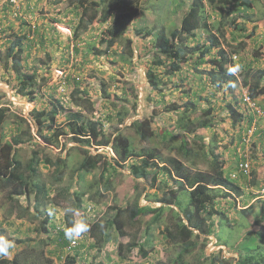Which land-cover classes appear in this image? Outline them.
Returning a JSON list of instances; mask_svg holds the SVG:
<instances>
[{"label": "rangeland", "instance_id": "obj_1", "mask_svg": "<svg viewBox=\"0 0 264 264\" xmlns=\"http://www.w3.org/2000/svg\"><path fill=\"white\" fill-rule=\"evenodd\" d=\"M89 1L85 0L83 4ZM127 1L134 5V0ZM68 2L69 0H0V96L6 97L0 103V108L5 111L7 109L5 113L9 115L8 123L3 128L5 138L1 143L9 141L14 133L17 126L12 122L14 115L29 119L34 109L47 110L57 106L54 127L64 133L58 138V146L37 138L43 145V154L48 153L52 158L68 153L70 155L69 164L59 180L54 179V172L47 167L41 165L38 170L40 180L50 189L49 194L54 196L53 201L40 208L43 210L42 216L48 217L47 227L52 238V242L45 246L44 253L40 251L41 245H36L38 237L35 227L40 218L33 219L34 211L30 203L24 205L22 197L19 198V204L11 202L7 192L0 189V228L5 229L4 237L31 240L30 245L35 247L37 253L30 263L29 254L25 256L27 264H66L68 255L76 258L74 264H90L94 255H104L108 264H175L174 260L182 245L166 240L159 230L178 219L179 207H165L157 222L151 223L154 213L143 216L140 223L135 225L126 221L122 226L123 236L111 231L109 239L103 244H95V247H91L94 240L87 233L70 241L69 245L59 247L57 235L62 233L65 238L64 232L70 224L65 220L67 208L74 209L72 213L78 218L82 216L85 222H104L114 219L117 207L127 202H139L141 205L151 203L154 207H159L163 197L161 192L166 191L165 187L169 190V187L176 189L178 186L163 170L155 188L145 187L143 181L133 180L128 174V166L132 161H139L135 155L117 168L106 167L101 161H110L112 157H116L112 149L97 145L93 140H90L89 145L80 143L79 138L69 133L66 119L70 113L80 112L87 121L94 122L96 128L100 124L104 132L102 138H113L117 133H122L129 139L130 149L134 153L144 154L155 150V158L160 165L171 157L181 160L182 166L204 173H210L209 162L204 155L205 148L197 144L194 146L187 135L188 141H191L188 145L197 154L191 157L193 163L185 160L178 153V135L181 132L177 131L178 135L172 137L166 130L174 131L176 124L180 123L179 119H186L189 115H195L196 121L201 118L210 119L211 127L197 130L199 139L223 156L226 161L224 175L230 179L233 172L237 173L236 164L240 152L246 148L241 137L247 133L246 120L251 116L256 121L247 144L250 153L249 174L240 175L238 179L231 178L240 188L237 192L223 189L218 191L219 195L222 191L228 194H222L220 200H216L215 206L219 213L213 215V220L217 226H213L214 232L208 236L199 237L198 232L193 231L189 244L191 247L195 246L185 254L183 262L211 264L214 258L220 260L225 257L232 264H237L239 254L243 256L242 260L246 254L253 255L251 260L241 264L262 262L264 221L259 226L255 225V219L264 212V203H261L264 198L260 201L262 198L256 194L264 182V95L252 97L248 87L253 85L254 75L260 69L264 70V0H252L249 9L243 8L240 0H201V19H205L207 26L197 28L194 37L186 41L188 49L185 50V57L188 60L182 62L180 69L173 74L167 73L162 66L152 65L151 60L155 56L154 39L162 28L168 35L178 26L192 0H165L156 14L148 10L145 16L138 15L108 50H104L100 39L112 16L107 14L106 22H94L84 32V19L91 15L89 10L86 15H82L77 4L69 6ZM98 4L97 8L100 10L106 8L112 12L113 6L109 2ZM82 17V23L79 24ZM98 18L99 16L96 19ZM232 22L239 28L231 26ZM138 24L144 31H152L153 35L144 37L133 33ZM11 34L26 35V38L23 40L22 57L8 66L5 54L9 41L13 39ZM210 37L216 39L217 45L204 53L203 58L196 59L200 45H207ZM127 39H132L133 54ZM219 57H223L222 70L217 62L214 63ZM236 64L242 66L241 70L230 75L229 67ZM148 68L157 74L159 86L163 88L159 93L146 87L145 71ZM28 77L37 80L30 87L34 91L32 97L15 92L19 83ZM145 90L151 92L148 102L144 101L147 93ZM243 94L254 99L255 105L261 110L260 116L254 115V111L243 102ZM80 97L85 101L80 102ZM184 103L192 109L185 110ZM154 107L159 108L155 114ZM207 108H211V112L204 114L203 111ZM132 111L136 114L127 117L126 114ZM144 116L153 117L150 123L153 135L141 141L130 123ZM240 119L243 121L241 125ZM29 122L30 120L27 121L28 126ZM17 123L20 129L25 128L23 120ZM30 129L32 133L35 132L33 127ZM181 131L185 133L187 129L182 128ZM32 148L31 142L22 146L13 145L9 154L12 156L16 153L17 159L24 163ZM83 148L105 157L101 156L99 164L84 175L81 185L85 194L81 198L80 209H77L74 205L75 197L71 196L76 188L71 182L75 181L76 169L84 156L81 151ZM245 186H249V189ZM176 194L181 207H185L189 197L188 190ZM49 211L53 214L49 215ZM74 221H71V225ZM147 224L151 225L146 245L148 257H139L136 249L127 253L126 245L133 240L138 241ZM259 230L262 237L255 234ZM248 231H252L253 241L243 238ZM18 244L15 243L13 252L22 250L27 243ZM45 256L49 257L48 260H44Z\"/></svg>", "mask_w": 264, "mask_h": 264}, {"label": "trees", "instance_id": "obj_2", "mask_svg": "<svg viewBox=\"0 0 264 264\" xmlns=\"http://www.w3.org/2000/svg\"><path fill=\"white\" fill-rule=\"evenodd\" d=\"M240 1L243 5V8L245 9H249V6L252 4V0ZM84 2L85 0H69L67 3L69 6L77 4L81 8L82 15H86L89 10L91 15L87 17V19H84L86 24L82 28L84 32L89 30L94 22H106L107 14L112 16L109 26L104 32V36L100 39V42L104 44V50H108L112 45H114L119 36L125 33L128 24L132 20H134L140 14L141 17L145 16V12L148 10H151L153 14H156L160 10V4L164 3L165 0H134V5H132V2L127 0H90L85 5L83 4ZM106 2H109L110 5L113 6L111 9L112 12L106 8H102L101 10L97 8V5H99L98 3L105 4ZM147 3H150V5ZM202 11L203 4L201 0H192L188 9L182 14L177 27H174L168 35L164 33L163 28L157 33V36H155L156 38L154 39L153 54L155 56L151 60L152 65L162 66L169 74H173L180 69V64L188 60L185 57V50L186 48L188 49L186 46V41L194 37L197 28L207 26L205 19H201ZM97 16H99L98 19H96ZM82 19L83 17L79 19V24L82 23ZM230 24L231 26H236V28H239L234 22ZM133 30V33L136 35L140 34V36L144 37L153 35L152 31H144L143 27H141L139 24ZM10 36H13V39L9 41V45L6 49L7 53L5 54V62L8 66H11L12 63L18 62L22 57L23 40L26 38V35L17 36L11 34ZM209 39L210 42L207 45H200V51L197 56H195L196 59L203 58L204 53L210 50L213 46L217 45L216 39L212 37ZM131 43L132 39H127V44L130 50L133 48V45L131 48ZM215 62L218 63V67L222 70L224 65L223 57H219V60L215 59L214 63ZM16 72H18V70H16ZM263 74L264 70L260 69V71L257 72L253 77V85L248 87L249 94L252 97L262 94L264 95ZM145 75V84L149 90L157 93L163 90V88L159 86L157 74L151 68H148L145 71ZM226 79L228 80V78ZM36 81L37 80L33 77L23 79L19 83V86L15 89V92L32 97L34 91L30 87L34 85ZM229 82L231 81L229 80ZM146 91L147 90H145V92ZM1 92L5 93L3 90H1ZM150 94V91L145 93L146 98L144 101H149V98L151 97ZM80 98L82 99V97ZM2 100H6V97L0 96V103H2ZM79 101L84 102L85 99L84 101L83 99ZM76 104L78 103L76 102ZM183 106L187 111L192 109L188 108V104L186 105L184 103ZM59 107H61V105H59ZM57 110V106L47 110L34 109L33 112L30 113L28 117L29 119L14 115L15 119H13L12 122L16 123L15 125H17L14 129V133L8 139L9 141L1 143V141L5 138L3 128L8 123L7 120L9 115H7L8 113H5L7 112V109L5 111L4 108H0V189L7 192V196L11 202L16 201L15 203L19 204V198L22 197L24 205L30 203L32 206V211H34V213H32L33 219L40 218V222L38 226L35 227V231L38 237L36 245H41V253H44L45 246L52 242V238L49 235V228L47 227L48 217L42 216L43 210L40 208H42L44 204H48L47 202L53 201L54 196L49 194L50 189L40 180L38 170L41 165L47 167L50 169V171L54 172V179L59 180L64 175L65 169L70 160L69 153L68 155L65 154V156L61 155L56 158H52L48 153L43 154L41 152L44 150V148L38 138H40L41 141H44L45 143L58 146V138L61 134H64L62 130H58L54 127L55 118L58 114ZM158 111V107L153 108L154 114ZM210 112L211 108H207L203 111L204 114H208ZM135 114L136 113L132 111L131 113L129 112L126 114V116L130 117L134 116ZM69 115L70 116L66 119L68 131L72 134V136L79 138L80 143L89 145L90 140H93L97 145L109 146L116 154V157H112L110 161H101L99 158L101 156H105L98 153L92 154L88 149L83 148L81 150L84 156L76 169L77 176L75 175V181L73 180L71 182V185L76 188L71 194V196L75 197V208L80 209L81 198L85 194V191L81 185V183L84 181V175L91 172L97 166V164H99V160L106 167L109 166L117 168L122 162H125L129 159V157L135 155L134 157H137L139 161H132L128 166V174L133 180L143 181L145 187L155 188L158 184V178L161 174V170H163L166 176L172 178L173 182L178 185L176 189L169 187L168 190V188L165 187L166 191L161 192L163 197L160 200L161 203L159 207H154L151 203L141 205L139 202H134L132 204L127 202L125 205H120L117 207L115 210L116 217L114 219L112 218L110 220L98 223L87 222L91 226L90 231L87 232V234L94 240V242L91 244V247H95V244L100 245L105 243V241L109 239L108 236L111 231H115L117 234L123 236L124 233L122 226H124L123 224H126V221H129L131 225H135L136 223H140V220L143 216L154 213L151 223L157 222L161 219L162 213L164 212L163 209L165 207H179L180 211L177 213L178 219L173 221L170 225H165L159 230V232L163 235V237L166 238V240H171L172 243H180L182 245V249L176 256L174 263L184 264L183 258L185 254L187 255L195 246L194 244L191 247L189 244V240L191 239L190 237L193 231H197L199 237L208 236L214 232L213 226H217V224L213 220V215L219 213L215 206L216 200H220L219 198L221 196L228 194L224 192L225 190L237 192V190L240 189L234 183L233 179L226 178L224 175V166L226 165V161L224 160L223 156H221L219 153H215V148H212L210 145H206L204 140L199 139L197 130L199 128L211 127V120L201 118L200 121H196L195 115L193 117L189 115L186 119H179L180 123L176 124L174 131L166 130V133L172 137H175L176 134L178 135V132H181L180 135H178L180 137L178 153L183 156L185 160L193 163L194 161L191 157L197 154L196 151L193 150V147L188 145L191 141H188V138L186 137L187 135L192 139L194 146L197 144L200 147L205 148L204 155L206 160L209 162L210 173H204L189 167L182 166L181 160L171 157H168L165 160V163L160 165L155 158V156H157L155 150L144 154L134 153V151L131 150L132 148L129 146V139L126 138L122 133H117L113 138L110 136L109 138H102L104 137V132L101 129L100 124H97L98 127L96 128L94 126L95 123L87 121L85 118H83L82 113L80 112H72ZM151 119H153L152 116H144V118L141 117L139 119H135L130 123V126L134 127L136 133L138 134L139 140L145 141L152 137L153 130L150 125ZM22 120L26 125L25 128L20 129V125L17 122H22ZM28 120H30L29 126L27 125ZM242 122L243 121L240 119L239 125H241ZM246 122L248 123L246 128H248L252 122L251 116L247 118ZM30 127H33L35 132L32 133ZM182 128H186L187 132L183 133L181 131ZM29 142L32 143L33 148L30 151V156L27 161L22 163L20 159H17L16 153H13V155L10 156L9 149H11L13 145L22 146ZM5 150H7V153H5ZM256 178L258 179L259 176L257 175ZM184 187L188 190L189 197L187 205H185V207H181L176 193L186 190ZM220 189L224 190L222 191L223 195H219L218 191ZM262 200L263 198L260 201ZM263 201L261 202L262 204L264 203ZM21 210L24 211L23 208H21ZM73 213H68L65 215V220L70 223L68 227L71 226V221L82 219V216H79L78 218V216ZM262 220L264 221V212L263 215L255 219V225L260 226ZM150 224L146 225L143 235L138 241L133 240L126 245L127 253L134 252L133 250L136 249V254H138L139 257H148L146 245L149 238V228L151 227ZM251 232L248 231L244 236L242 235L243 238L247 237V239H251L253 241V234ZM255 234L260 237L263 236L261 230L257 231ZM0 235H5V229L0 228ZM62 236L63 234L59 233L56 238L59 247L69 245L70 243V240ZM242 236L239 238V240L242 238ZM6 238L13 241L14 243H19L18 245L21 243L27 244L22 250L13 252L14 254L11 258H0V264H27L28 262L26 261L25 257L27 254H29V263L33 262L34 256L37 252L35 247L30 245L31 240L21 241L13 240L11 237ZM133 239H135V237ZM241 256V254L238 255L237 264L247 262L253 258V255L246 254L242 260ZM205 257L207 258L206 255ZM48 258L49 257L45 256L44 260H48ZM66 259V264H74V261H76L75 257H70L69 255L66 256ZM213 260L214 262L211 264H232V262L225 259V257L220 260L217 258H214ZM92 261L93 262L90 264H108L104 255H100V257H96V255H94ZM255 263L264 264V260L260 263L257 261Z\"/></svg>", "mask_w": 264, "mask_h": 264}, {"label": "clouds", "instance_id": "obj_3", "mask_svg": "<svg viewBox=\"0 0 264 264\" xmlns=\"http://www.w3.org/2000/svg\"><path fill=\"white\" fill-rule=\"evenodd\" d=\"M241 65L236 64L235 66L229 67L228 73L230 75H235L237 72L241 70ZM66 213L74 212V209L71 207L67 208ZM53 212L49 211V215H52ZM91 226L85 222L83 219L76 220L72 223L70 227H67L64 235L65 238L70 241H75L79 239L84 233L90 231ZM16 245L13 241L5 238L4 236L0 235V258L7 257L11 258L13 255V251Z\"/></svg>", "mask_w": 264, "mask_h": 264}, {"label": "built area", "instance_id": "obj_4", "mask_svg": "<svg viewBox=\"0 0 264 264\" xmlns=\"http://www.w3.org/2000/svg\"><path fill=\"white\" fill-rule=\"evenodd\" d=\"M242 100L243 102H245L248 106L249 109H252L254 112V115L260 116L261 115V110L259 109L258 106L255 105L254 103V99L248 95V94H243L242 95ZM244 103V104H245ZM245 104V105H246ZM254 120V118H253ZM251 122L250 126L248 128H246V134L242 135V141L244 144H246V148H244L241 152H240V157L237 161V173L233 172L230 176L231 178H235L238 179L241 176H243L244 174L248 175L249 174V167H250V153L248 151V141H249V136L252 134L254 127H255V121L254 120ZM256 194L258 197L264 198V182L261 184V186L259 187V189L256 191Z\"/></svg>", "mask_w": 264, "mask_h": 264}, {"label": "crops", "instance_id": "obj_5", "mask_svg": "<svg viewBox=\"0 0 264 264\" xmlns=\"http://www.w3.org/2000/svg\"><path fill=\"white\" fill-rule=\"evenodd\" d=\"M234 180V179H233ZM246 187V189H249V186H245ZM254 199H256V197L254 198Z\"/></svg>", "mask_w": 264, "mask_h": 264}]
</instances>
